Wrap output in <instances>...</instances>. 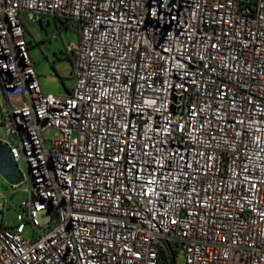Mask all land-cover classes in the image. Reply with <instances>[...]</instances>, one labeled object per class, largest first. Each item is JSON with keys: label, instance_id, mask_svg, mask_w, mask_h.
I'll return each instance as SVG.
<instances>
[{"label": "built area", "instance_id": "1", "mask_svg": "<svg viewBox=\"0 0 264 264\" xmlns=\"http://www.w3.org/2000/svg\"><path fill=\"white\" fill-rule=\"evenodd\" d=\"M46 16L79 25L66 95L29 54ZM0 88L28 195L0 264H264V0H0Z\"/></svg>", "mask_w": 264, "mask_h": 264}, {"label": "rangeland", "instance_id": "2", "mask_svg": "<svg viewBox=\"0 0 264 264\" xmlns=\"http://www.w3.org/2000/svg\"><path fill=\"white\" fill-rule=\"evenodd\" d=\"M49 19L48 23L45 19ZM43 24L40 22H27L26 39L29 44V54L34 61L35 69L39 76L42 90L52 94H69L75 85V59L76 52L70 50V46L77 47L80 41V31L77 22L66 26L58 21L54 16L44 17ZM25 101L23 94L18 93L11 98L13 107L21 106ZM0 105L5 113L9 107L6 105V98L3 90L0 88ZM4 117L0 114V121ZM48 139L49 146L59 137V131L56 128H48L44 132ZM15 190L13 184L8 182L0 174V191L6 196L0 194V209L4 213V223L14 226L17 223V209L28 195L25 191ZM6 199L9 201L5 207ZM55 217L51 209H46L39 213V221L42 225H48ZM35 235V228L31 224H26L24 236L32 239ZM179 264H185V257L181 255L178 258Z\"/></svg>", "mask_w": 264, "mask_h": 264}, {"label": "water", "instance_id": "3", "mask_svg": "<svg viewBox=\"0 0 264 264\" xmlns=\"http://www.w3.org/2000/svg\"><path fill=\"white\" fill-rule=\"evenodd\" d=\"M0 174L11 184L18 185L23 180L22 172L10 147L0 142Z\"/></svg>", "mask_w": 264, "mask_h": 264}, {"label": "trees", "instance_id": "4", "mask_svg": "<svg viewBox=\"0 0 264 264\" xmlns=\"http://www.w3.org/2000/svg\"><path fill=\"white\" fill-rule=\"evenodd\" d=\"M55 17V16H54ZM58 21H60L62 24H65L66 26H69V25H72L74 22L76 21H73L71 19H68V18H61V17H55ZM40 23H43V20L39 21ZM78 28H79V25H78ZM28 47H29V44H28ZM30 48V47H29Z\"/></svg>", "mask_w": 264, "mask_h": 264}, {"label": "crops", "instance_id": "5", "mask_svg": "<svg viewBox=\"0 0 264 264\" xmlns=\"http://www.w3.org/2000/svg\"><path fill=\"white\" fill-rule=\"evenodd\" d=\"M46 17H48V16H46ZM48 23L50 22V20L47 18V19H45ZM43 22H45L44 21V19H43ZM43 24V23H42ZM27 28V27H26ZM71 91V90H70Z\"/></svg>", "mask_w": 264, "mask_h": 264}]
</instances>
